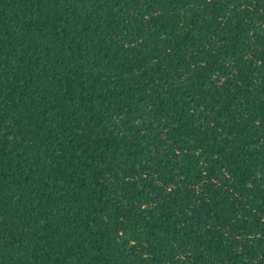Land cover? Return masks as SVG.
<instances>
[{
  "label": "trees",
  "instance_id": "trees-1",
  "mask_svg": "<svg viewBox=\"0 0 264 264\" xmlns=\"http://www.w3.org/2000/svg\"><path fill=\"white\" fill-rule=\"evenodd\" d=\"M0 264H264V0H0Z\"/></svg>",
  "mask_w": 264,
  "mask_h": 264
}]
</instances>
